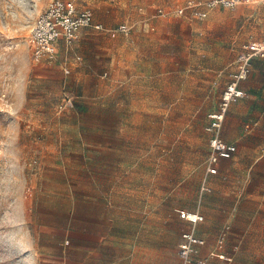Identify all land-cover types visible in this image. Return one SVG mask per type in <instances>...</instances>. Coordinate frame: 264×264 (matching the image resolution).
Here are the masks:
<instances>
[{"label":"rangeland","instance_id":"374dc122","mask_svg":"<svg viewBox=\"0 0 264 264\" xmlns=\"http://www.w3.org/2000/svg\"><path fill=\"white\" fill-rule=\"evenodd\" d=\"M50 1L0 0V264H46L39 230L69 210L103 233L100 264H181L192 227L178 210L204 216L207 264H264V125L245 128L253 113L231 104L236 152L212 177L204 133L240 46L264 37V8L201 21L177 0H74L104 30L35 62L29 35Z\"/></svg>","mask_w":264,"mask_h":264},{"label":"built area","instance_id":"2783aa9c","mask_svg":"<svg viewBox=\"0 0 264 264\" xmlns=\"http://www.w3.org/2000/svg\"><path fill=\"white\" fill-rule=\"evenodd\" d=\"M261 5L264 0H187L185 4L175 10L177 16L187 13L196 19H206L210 11L222 9H236L240 6ZM160 16H166L158 10ZM83 29L103 31L101 23H95L90 9H79L74 0H51L37 18L29 35L32 59L35 62H52L55 60L59 45L76 41ZM120 33L128 34L131 30L127 24L117 27ZM264 59V39L249 41L241 46L233 66L234 70L229 75V80L223 89L216 112L207 116L204 133L208 137V156L206 176H215L217 166L221 160L230 158L236 152V146L225 142L221 136L222 125L226 113L232 103L245 97V92L240 88L250 73L251 61ZM65 74L69 73L67 67L63 68ZM73 107L70 97L64 96L59 103L58 110H68ZM201 193H207L210 188L204 181L200 188ZM180 218L189 223L191 230L185 231L180 236L178 244V257L181 264H207L206 258H199V248L204 241L196 236L195 227L203 222L199 213L181 211Z\"/></svg>","mask_w":264,"mask_h":264},{"label":"crops","instance_id":"0c3cea01","mask_svg":"<svg viewBox=\"0 0 264 264\" xmlns=\"http://www.w3.org/2000/svg\"><path fill=\"white\" fill-rule=\"evenodd\" d=\"M186 1L187 0H182V3L180 4L179 3L180 0H177V1H175V6L173 3H172V6H174V9L180 8L185 4ZM157 2L160 3V0H157ZM256 6H260V7L264 8V6H261V5H256ZM240 7H243V6H240ZM240 7L236 8V9H239ZM161 9L162 8L160 7L159 9H157V11L161 10ZM217 9H222V8H217ZM240 13H241L240 11H235L233 13V15L237 14L238 16H240L242 14V13L241 14ZM186 16L191 17L188 13L186 15H184L183 17H186ZM208 16H209V14H208ZM208 16H207V18H208ZM160 17L164 18L163 16H160ZM179 17H181V16H179ZM198 20H200V19H198ZM95 23H97V22H95ZM146 27L148 28V25H146ZM263 39H264V37H263ZM241 46H240V49H239L237 55L240 53ZM237 55H236V57H237ZM236 57H235V59H236ZM235 59L231 63V66H232L231 72L234 70L233 63H234ZM226 84H225V86H226ZM225 86H224V88H225ZM240 88L245 92V97L242 99H239L235 103H232L233 108L234 107L238 108L239 106L246 105L248 111L253 113L254 120H255L251 123V125L246 124L245 128L258 126V122H260L261 124L264 125V59H254L251 61L249 76L244 82L241 83ZM222 91H221V93H222ZM221 93H220V95H221ZM219 100H220V96H219ZM216 111L217 110H215L213 112H216ZM227 112H229V109ZM223 125H222V130H221V136H222L223 140L229 144H234V143L230 142L231 139L228 135V132L231 131V129H233L232 118L227 116L226 121ZM206 137H207V135H206ZM207 140H208V137H207ZM208 150H209V147H208ZM224 161H226V160H221L219 162V164L217 166L218 171H219V168L223 164ZM210 177H212V176H210ZM61 210H65V208H61ZM181 211H184V210H178L177 211L179 218H180L179 213ZM185 212L198 213V212H190V211H185ZM66 214L67 215L61 217L62 220L57 222L56 224L43 225L39 230L42 237L48 239L51 243V247L49 248V250L44 252V255H43L44 262L46 264H100L98 262V260L90 259V257L94 256L93 255L94 251L91 247L93 245H96L97 243L101 244L102 241L104 240L103 233L94 232V230H92V228L90 226H88L86 223L77 222L76 216H74V217L70 216V214H72V212L70 210ZM180 219L183 220L182 218H180ZM203 222H204V216H203ZM202 223H200V224H202ZM187 224L190 225L189 223H187ZM200 224H198V225H200ZM186 231H188V230H186ZM196 236H198V235H196ZM178 244H179V242H178ZM198 257L199 258H205V257L201 256L200 253L198 254Z\"/></svg>","mask_w":264,"mask_h":264}]
</instances>
